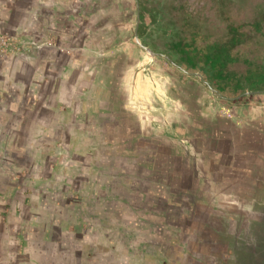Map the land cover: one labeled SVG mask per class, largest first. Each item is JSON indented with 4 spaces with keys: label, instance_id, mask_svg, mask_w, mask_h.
Wrapping results in <instances>:
<instances>
[{
    "label": "rangeland",
    "instance_id": "1",
    "mask_svg": "<svg viewBox=\"0 0 264 264\" xmlns=\"http://www.w3.org/2000/svg\"><path fill=\"white\" fill-rule=\"evenodd\" d=\"M140 3L146 10L138 22ZM30 6L38 16L44 11L42 23L49 27L71 20L78 46L88 39V49L78 52L89 56L94 79L88 106L78 115L75 152L58 147L60 159L36 178L50 188L41 194L53 207L46 215L60 217L62 226L31 227L30 241L21 247L29 249V264H209L202 259L212 246L205 233L212 237L214 230L205 224L221 218V210L200 203L205 195L196 190L199 179L186 149L198 157L202 129L214 134L232 109L262 104L264 94L222 98L200 74L185 73L159 53L182 27L221 36L236 24L252 38L250 57L264 59V0H0V58L40 43L39 34L29 39L6 23L11 18L15 26L39 28L38 16H25ZM137 24L140 41L150 50L155 43L157 55L136 42ZM46 39L54 44L60 38L50 31ZM144 76L153 88L142 83Z\"/></svg>",
    "mask_w": 264,
    "mask_h": 264
},
{
    "label": "crops",
    "instance_id": "2",
    "mask_svg": "<svg viewBox=\"0 0 264 264\" xmlns=\"http://www.w3.org/2000/svg\"><path fill=\"white\" fill-rule=\"evenodd\" d=\"M24 13L26 17L38 16L32 6ZM43 13L39 12V28L15 26V19H6L14 24L13 30L24 32L29 39L39 34L40 43L36 47L29 43L18 55L0 58V264H29V249L21 247L30 241L32 226H62L60 217L46 215L44 210L53 207L41 201V194L50 188L40 186L36 178L60 159L58 147L75 152L78 115L87 108L86 98L92 93V64L86 53L78 52L88 49V39L78 46V31L71 20L68 25L58 21L49 27L48 21L42 23ZM50 31L60 38L54 44L46 39ZM141 79L153 88L149 76ZM96 96L97 92L92 94ZM232 110L212 129L214 134L202 129L205 141L199 146L198 157L186 149V156H192L190 169L199 179L195 189L205 195V201L200 199L205 209L233 210L264 186V99L262 104ZM55 172L63 179L72 177L75 170L66 175ZM187 177L194 178L190 173ZM239 177L244 179L242 183ZM185 183V187L194 188Z\"/></svg>",
    "mask_w": 264,
    "mask_h": 264
},
{
    "label": "trees",
    "instance_id": "3",
    "mask_svg": "<svg viewBox=\"0 0 264 264\" xmlns=\"http://www.w3.org/2000/svg\"><path fill=\"white\" fill-rule=\"evenodd\" d=\"M145 10L140 3V20H144ZM252 27L257 33L262 32L259 23ZM138 34L139 38L143 36L141 31ZM251 43L244 25L230 24L221 36L182 27L166 39L159 54L167 55L190 75L200 74L215 95L235 99L248 92L264 94V59L250 57ZM152 46V52L158 50L155 43Z\"/></svg>",
    "mask_w": 264,
    "mask_h": 264
},
{
    "label": "flooded vegetation",
    "instance_id": "4",
    "mask_svg": "<svg viewBox=\"0 0 264 264\" xmlns=\"http://www.w3.org/2000/svg\"><path fill=\"white\" fill-rule=\"evenodd\" d=\"M244 202L220 211L221 218L205 224L214 230L212 237L205 233L206 246H212L202 259L209 264H264V186Z\"/></svg>",
    "mask_w": 264,
    "mask_h": 264
},
{
    "label": "water",
    "instance_id": "5",
    "mask_svg": "<svg viewBox=\"0 0 264 264\" xmlns=\"http://www.w3.org/2000/svg\"><path fill=\"white\" fill-rule=\"evenodd\" d=\"M140 21V18L138 19V22ZM136 42L142 47L144 48L150 55H157L156 53L152 52L148 47H146L139 38V34H138V24H137V31H136V36H135ZM212 91L214 92V90L212 89ZM253 92H248L246 93V95H253Z\"/></svg>",
    "mask_w": 264,
    "mask_h": 264
}]
</instances>
